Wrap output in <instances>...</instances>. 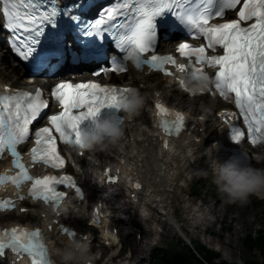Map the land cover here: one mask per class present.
I'll return each instance as SVG.
<instances>
[{
    "label": "snow or ice",
    "instance_id": "1",
    "mask_svg": "<svg viewBox=\"0 0 264 264\" xmlns=\"http://www.w3.org/2000/svg\"><path fill=\"white\" fill-rule=\"evenodd\" d=\"M86 7V4L74 3L61 8L49 5L48 0H3V14L7 28L13 32L15 53L37 71L52 69L53 61L66 55L68 33H77L75 39L81 42L80 51L85 57L102 55L104 46L99 41H104L105 34H109L115 40V47L125 53L124 59L133 61L138 69L147 65L173 75L167 65H175L180 70L192 68L197 73L204 72L206 65L214 67L215 88L225 98L234 94L239 113L252 134V143L264 146V0H118L96 20H85L75 13V9ZM229 11H234L236 18H226ZM61 15L67 21L60 22ZM214 18H220V22H214ZM181 25L187 28L189 39H183L177 51L187 58L186 63L157 51L158 29L183 31ZM191 38L203 39L206 43L194 44ZM111 67L126 71V65L116 60ZM106 70L99 68L101 73ZM132 90L96 80L79 83L61 80L52 89V96L62 110L49 115L48 122L35 129V146L31 148L33 162L55 168L64 166L66 159L58 149V139L66 144L72 142L79 135L84 119L95 117L105 106H116ZM48 106L42 88L34 93L16 91L0 95V154L10 149L15 157L13 163L19 169L14 175H0V182L12 181L21 187L30 181V195L48 202L59 215V205L68 195L64 186L74 189L81 198L83 190L72 175H32L17 149L29 139L30 126ZM156 106L164 131L179 134L185 127L184 114L173 112L162 103ZM168 115L174 119H167ZM232 132L236 141L245 137V131L238 127ZM108 179L117 181L119 177L109 175ZM136 187L141 185L137 182ZM15 207L11 199L0 200V209ZM63 231L76 236L67 227ZM6 249L30 256L32 264H51L49 249L39 228L34 231L19 225L5 228L0 232V256L5 255Z\"/></svg>",
    "mask_w": 264,
    "mask_h": 264
},
{
    "label": "bare ground",
    "instance_id": "2",
    "mask_svg": "<svg viewBox=\"0 0 264 264\" xmlns=\"http://www.w3.org/2000/svg\"><path fill=\"white\" fill-rule=\"evenodd\" d=\"M3 60L8 73L6 75H1L0 73V86L5 82H12V85L20 84L21 87L27 86V81L22 78V73L19 71V69L12 65L7 54L4 55ZM12 72L14 73V75L12 76L13 78L10 76V73ZM141 75L142 74L140 73H133L132 77L130 78V83L140 87V85L144 84L142 81L143 79L140 80ZM156 79L157 78L155 77H151L148 79L151 80L149 87L162 89L159 96L165 99H169V91H172L174 89V85H171L170 80H168L170 85H166L163 80ZM172 96L174 97V95ZM182 103L183 101L178 99V104L182 105ZM147 114L148 113L145 111V113L141 117L137 115L131 120L127 119L125 126L127 136L121 141V144L123 146L121 147L119 145H116L113 147V149L110 146L108 147V149L116 154V159L119 158L118 167L122 170V172L132 175L133 178H137L142 182L143 188L137 192L132 193L134 195V198H139V200L141 201L140 204L142 206V209L149 212L152 210L149 206L156 205V207L160 209L159 213H161V216L165 217L167 222H162L161 218H158L155 213H151L147 221H154L159 223L162 227V230L157 231L158 226H156V229H153L152 227H144L143 223L141 222L142 220H138L137 218L138 214L136 210L134 214H130L129 220L135 225L136 223L142 224L138 225V227L144 234V247H150L152 246V244L156 243V239H154L153 237L155 234H158L160 232V234H169L174 229L176 230L178 236H180L184 240H189L191 242L192 240L189 234L180 224H178L179 221L178 216L176 215V209L173 208L174 202L178 200L181 201L182 204H184V210L187 212L189 218L188 224L191 227V230L195 231L196 234H202L203 232L208 233L209 227L211 226L209 224V216L213 213L216 215V211L213 210L214 208L209 205V202L207 200L204 201V204L206 206H199L195 204L194 200L190 199V197L192 196L191 194L189 195V197L187 195H183L184 188H181L180 193L178 194L174 192L173 188L175 186V182L177 181V176L179 175L180 170L187 166V157L195 156L196 152L199 151L200 148H198V145H196L195 142L191 139L192 136L180 137L178 139L172 140L167 147L162 146V142H159V134L156 133L152 128L148 127L149 121ZM95 156L99 157V159H102L104 157V154L96 152ZM114 160L115 159H112V161ZM191 166H193V164L189 163L186 168H189ZM92 175L97 177L99 175L98 171L96 170ZM133 205L137 207V203H134ZM193 205H195L196 207L193 208ZM44 211V209H40L37 211H33V213L43 215L45 213ZM190 212H193V217L190 216ZM13 217H16L18 220H22L24 219L25 214H11L7 217L1 216V220L11 219ZM44 220V226H47L54 221V219H51L49 216L47 217V219L45 217ZM134 234L135 231L130 232V236H128V238H132ZM48 237L51 240L52 244H57L61 241H65L66 243L68 240L65 236L63 237L59 234H56L55 231H53L52 233H48ZM87 241H90L89 237L87 238ZM207 243L212 245L208 240ZM134 246H137V243H134ZM212 248L222 251L220 247H217L216 244H214ZM141 249L145 250L144 248ZM222 256H224V259L229 262L233 261V259H231L230 257H226L228 255L225 252Z\"/></svg>",
    "mask_w": 264,
    "mask_h": 264
},
{
    "label": "clouds",
    "instance_id": "3",
    "mask_svg": "<svg viewBox=\"0 0 264 264\" xmlns=\"http://www.w3.org/2000/svg\"><path fill=\"white\" fill-rule=\"evenodd\" d=\"M173 79L177 80L182 89L189 93L204 94L211 91L215 84V77L208 71L197 73L192 68L178 70L173 74ZM133 90L125 98L118 101L116 107L123 112L122 119L97 121L94 130L80 129L79 135L72 142L68 143L69 150L83 152L99 148L101 150L112 146H123L121 141L125 135L123 121L131 120L137 116L146 104V94L139 88L131 87ZM252 158L258 163L264 162V150L254 152ZM11 169L5 167L0 171V175L9 176ZM214 180L218 189L223 193L224 199L228 202H247L253 195L264 197V166L258 167L255 164L245 162L240 157L233 156L220 162H213ZM200 174L207 175V170L201 169ZM6 185L0 184V191H4ZM59 212L68 213L75 210L72 201L63 200L59 205ZM52 207L45 209L47 219L54 213ZM150 213L147 210L142 215L147 216ZM96 224V220L91 221ZM101 238L106 242L115 239L114 234L106 225H101ZM49 255L58 257L52 259L51 264H95L96 253L92 252L91 244L87 240L78 238H69L63 247L53 246L49 250ZM15 260L19 264H32V259L28 255H15Z\"/></svg>",
    "mask_w": 264,
    "mask_h": 264
},
{
    "label": "rangeland",
    "instance_id": "4",
    "mask_svg": "<svg viewBox=\"0 0 264 264\" xmlns=\"http://www.w3.org/2000/svg\"><path fill=\"white\" fill-rule=\"evenodd\" d=\"M0 63V73L1 75H6L8 73V70L7 68H5L4 61ZM13 75V72L10 73L11 77ZM156 89L153 91L151 90L150 94H147V96H152L154 94V91L161 92L162 90L159 89V91ZM170 94L171 98L169 99V101L172 104H177L184 110L194 109L200 112L211 113V108L214 104V101H212L211 103L205 100H198L193 102L190 101V99H188L186 96H181L176 91H171ZM172 95H175V98ZM178 99L183 101L182 105L178 104ZM96 152H103L104 157L102 159H99V157H96L94 155H90L89 157L87 156V159L93 162V168H91V171L98 170L97 165H99V163L104 164L108 163L111 160L112 154L108 149L101 150L98 148ZM193 170H196V167L188 168L186 172L182 173V178L177 180L178 185H175L173 188L176 194L180 193L181 185H185L183 187V195L188 196V193L190 192V183L184 182V179L186 177H190ZM193 182V190L197 192V197L192 196L190 197V199L194 200L195 204L199 206L202 205L205 200H207L209 202V205L214 208L213 210L216 211V215L213 213L209 216V224L211 226L209 227L208 233L203 232L202 234H196L195 231L191 230V227L188 224L189 218L187 212L184 210V204H182V202L178 200L174 202L173 208L176 209V215L178 216L179 221L178 224H180L189 234L192 242L199 243L200 245H206L207 247L210 246L207 243V240L211 243H216L217 247H220V249L222 250L219 251L221 253L222 259H224V256L222 255L225 252L228 255L226 257H230L231 259H233L231 263L243 264L245 260L250 259L261 261L263 259V256L260 254V250L257 248L251 251L244 244L243 240L247 234H253L254 236H256L264 233V199H259L255 195H253L247 202H228L224 199L223 193L219 191L215 180L208 179L205 176L201 177L200 174H197ZM190 216L193 217V213L190 212ZM19 221L26 222L28 221V218ZM74 222L77 221L74 220ZM77 226H80L81 229H87L85 228L87 226L83 225L82 223H78ZM155 238L156 243L148 248L146 252L143 251V253L139 254L138 251H136V247L134 246V242H136V239L134 237L130 239L131 241L126 242L127 251L129 247L132 251H136L137 255L142 256L140 258V261L136 264H145L148 261L149 255L154 247L158 246L165 247L171 250H177L179 247L181 248V246L184 245V243H182V240L179 239L175 229L172 230V232L169 234L155 235Z\"/></svg>",
    "mask_w": 264,
    "mask_h": 264
},
{
    "label": "trees",
    "instance_id": "5",
    "mask_svg": "<svg viewBox=\"0 0 264 264\" xmlns=\"http://www.w3.org/2000/svg\"><path fill=\"white\" fill-rule=\"evenodd\" d=\"M244 244L251 251L259 249L263 256L261 261L254 259L245 260V264H264V233L254 236L247 234L244 239ZM198 253L203 260L208 264H229L220 259L219 254L207 250L203 246H198ZM148 264H205L196 254L186 246H183L179 251L158 250L150 259Z\"/></svg>",
    "mask_w": 264,
    "mask_h": 264
}]
</instances>
